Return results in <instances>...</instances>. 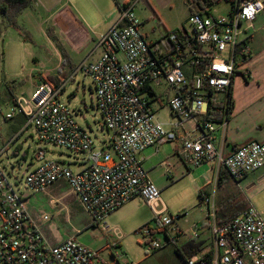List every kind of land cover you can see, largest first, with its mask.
<instances>
[{
  "label": "built area",
  "instance_id": "2783aa9c",
  "mask_svg": "<svg viewBox=\"0 0 264 264\" xmlns=\"http://www.w3.org/2000/svg\"><path fill=\"white\" fill-rule=\"evenodd\" d=\"M119 8L115 23L101 35L95 48L68 79L42 81L30 98H19L7 120L17 115L33 126L38 140L85 156L83 169L73 172L63 161L35 152L37 164L25 178L26 191L43 192L65 181L83 210L105 232L104 222L126 203L140 198L155 215V226L144 229V244L157 251L166 245L196 242L204 229L211 233L210 255L201 252L185 257V264H264V215L252 206L224 225H217L211 198L205 222L183 229L181 216L166 215L160 191L144 168L143 153L151 147L179 141L177 130L191 124L201 133L182 139L184 158L195 166L215 162L229 177L239 182L264 168V143H250L225 156L217 145V133L229 117V91L236 74L251 55L249 37L253 23L264 12V0H228L231 12L215 17L191 13L188 24L167 32L164 39L148 42L133 12L137 2ZM98 54L96 60L92 57ZM81 71L91 79L96 107L109 132L108 140L97 147L94 137L76 120V112L59 100L74 76ZM227 96L223 119L215 121L220 104L217 94ZM165 106L176 122L166 129L159 118ZM14 138L0 150L7 154ZM77 164V163H74ZM13 172L0 165V264H107L97 251L75 236L52 245L28 209L29 195L10 184ZM16 186L21 181L16 178ZM53 203V201H52ZM44 223L50 218L42 217ZM162 234L164 239H157ZM118 237V236H117ZM121 255L116 253L119 264Z\"/></svg>",
  "mask_w": 264,
  "mask_h": 264
},
{
  "label": "rangeland",
  "instance_id": "374dc122",
  "mask_svg": "<svg viewBox=\"0 0 264 264\" xmlns=\"http://www.w3.org/2000/svg\"><path fill=\"white\" fill-rule=\"evenodd\" d=\"M148 2L154 14L141 1L137 2L133 12L140 23V31L148 42H158L165 38L167 32H174L182 27L191 31L188 24L190 17L188 0H148ZM86 3L87 0H71V4L65 0H51L47 4L49 5L47 9L43 8V10L34 8L32 3L31 7L26 8L19 16L16 27L2 24L0 17V150L11 141L12 136L16 135L14 142L9 145L8 153L2 156L0 165L7 172H13L9 181L15 190L29 195L28 209L49 241L51 238L61 241L75 236L80 243L92 250L101 249L99 256L107 264H118L115 259L116 253L124 255L129 264H166L167 260L153 256L164 249L151 251L144 244V228L147 225L155 226V215L143 201L128 203L106 217L104 222L107 223L109 231L105 232L83 210L65 181H59L43 192L26 191L25 178L29 170L37 165L32 163L35 152L39 149H43L48 158L63 161L75 173L83 169L80 163L84 162V155L41 142L37 139L33 126H28L22 134H15L16 123L7 120L6 115L11 111V93L24 95L29 99L33 92L32 76L52 69L57 61H60L55 48H60L59 45H63V42L60 36L53 33L54 24L51 15L58 9L62 10L66 7L73 9L75 4L82 6ZM231 9L228 0H221L211 8V14L215 17L227 16ZM113 13L115 18L119 17L117 9ZM251 33L253 57L257 62L263 63L264 12L253 23ZM257 64H255L256 70ZM244 66L245 63L241 69L244 70ZM77 67L78 65L74 70ZM74 80V83L70 82L65 86L64 92L59 95V100L75 110L78 123L90 132L95 144L100 147L101 142L108 140L110 134L96 107L93 83L81 71L74 76ZM241 80L237 77L235 84ZM235 88L237 92L245 90L240 85H236ZM219 98H222L226 105L227 96L220 95ZM159 118L164 122H176V118L171 116L165 106L160 109ZM187 127L188 125H185V129ZM179 133L183 134V130H179ZM181 150L183 151L181 142L176 141L151 148L144 155L147 156L150 151L154 152L153 158L145 163V168L150 172V180L160 191L162 201L160 209L165 208L168 216H181L178 224L187 230L196 223L202 226L205 221L202 223L201 221L206 213L205 207L200 205L198 190L193 181L197 173L188 175V168L183 164L178 153ZM181 164L182 168L179 167ZM205 166H208L206 167L209 169L208 175L212 177L216 164L209 163ZM16 178L21 181L18 186L15 185ZM248 184L250 183L243 180L238 188L247 191L251 203L262 200L264 194H261L264 190L256 186L247 190ZM235 185L232 183V186L236 187ZM253 192L256 194L252 197ZM45 215L50 218L48 223L42 221ZM157 239L163 240L164 237L158 234ZM120 261L122 263L123 260H119V263Z\"/></svg>",
  "mask_w": 264,
  "mask_h": 264
},
{
  "label": "crops",
  "instance_id": "0c3cea01",
  "mask_svg": "<svg viewBox=\"0 0 264 264\" xmlns=\"http://www.w3.org/2000/svg\"><path fill=\"white\" fill-rule=\"evenodd\" d=\"M65 1L70 2L71 4V0ZM132 1L133 0H87V3L83 4L82 6H76L75 4V7L73 9L71 7H66L62 10H56L53 15H51V18L54 24L53 33L57 36H60L61 42H63V45H59L60 48H55V51L60 58V61L58 60L55 67L53 66L52 69L41 71L37 74V76H32L33 91L46 78L59 76V69L64 64H67L68 66L66 67V72L72 73L74 71V67L79 65L87 57V55L93 51L97 39L105 32H107L108 29L115 23L118 17L115 18V14L113 12L116 11V9L119 11V8L121 6H125L131 3ZM50 2L51 0H31V4H34V8L36 7L42 10L43 8L47 9V6H49L47 4H49ZM252 41L253 34L250 32L249 46L251 49V55L248 57L245 63L244 72H241L234 76L232 87L229 91L233 102V107L231 109V112L229 113L228 122L224 130L219 131L217 133V145L222 148V152L225 156L231 155L238 148L247 144L264 143V62H257V59H254L253 49L251 47ZM97 58L98 54H95V56L92 57V60H96ZM75 62L77 63V65H75ZM255 64L258 65L257 70L255 69ZM237 77H240L242 80L238 82V84H235ZM71 82H75L74 78ZM236 85L242 86L245 90L237 92L235 88ZM220 95L225 94L221 93L216 95V98L221 101L220 104L225 105V102L222 101V98H219ZM19 98L26 99L24 95H15L14 93H11V108L16 104ZM10 121L16 123L15 134L24 133L22 132V129L26 125V118L23 115H17ZM162 122L166 129L171 128L170 125L172 124V122ZM179 130H183V134H180ZM179 130H177V135L179 136L181 147L182 139L187 134H191L192 136L197 137L201 133V130L199 128H195L191 124H188V127L186 129L183 128ZM195 132H197L198 134L196 135ZM15 136H12V139ZM151 148H148L146 151ZM144 153L143 158L145 168V163H147L148 160H151L153 158L154 152L150 151L147 156H145ZM178 153H180L181 155V160L183 164L188 168V175L197 173V176L193 177V181L195 182L198 194L202 193L200 198V205L201 207H205L206 213L205 216H203L201 223L206 220V215L208 211V206L201 202L202 197L205 196L207 198H211L215 206L216 214V209L219 208L221 202H224L227 198H234L230 196L234 193V191L230 189L232 183L236 184L235 188L238 189V191L248 201L249 206H252L264 215V196L262 197V200L258 202L256 201V203L253 204L249 201V194L247 193V191L239 189L240 182L246 180L248 183H250L247 186V190H249L250 188L252 189L255 186L264 190V168L253 174L248 175L239 182H235L229 177L230 179H228L225 183H222V185L220 184L219 179L220 172L223 170L220 169L215 162H204L195 166L185 160L182 150ZM209 163L216 164V170H214L212 177L208 175L209 169L206 168L208 166H205ZM164 164L165 163H162V165ZM32 165H34V163H32ZM179 167L182 168V164ZM148 174L150 177V172H148ZM222 178H224V176H222ZM255 194L253 192L252 197ZM263 194L264 192L261 195ZM136 200L141 199L136 198L128 203H131ZM128 203H126L125 205H127ZM112 214H110L109 216H111ZM204 232L202 233L201 238L196 242L201 243L200 252L203 255H210L213 249V245L211 243V233L207 228ZM65 240L66 239L61 241H55L51 238V241H48L52 245H59ZM184 244L185 241L182 240L180 246H174L172 244L166 245L164 248H162L164 250L161 249L162 251H158L153 256L167 260L166 264H185V259L183 258L182 253L179 249ZM95 251H97V253L99 254L102 250L97 249ZM121 256V259L123 261L122 263L120 261L119 264H129L125 256ZM246 264H249V262L247 261Z\"/></svg>",
  "mask_w": 264,
  "mask_h": 264
},
{
  "label": "trees",
  "instance_id": "16d2710c",
  "mask_svg": "<svg viewBox=\"0 0 264 264\" xmlns=\"http://www.w3.org/2000/svg\"><path fill=\"white\" fill-rule=\"evenodd\" d=\"M220 1L221 0H188L190 14L195 13L196 11H203L207 13V9H211ZM28 7H31V0H0V17L2 24L6 23L8 26L16 27L19 16ZM66 67H68L67 64L62 65V67L59 69V76L48 77L45 80L53 82L56 86H59L61 84V79H68L73 73H67ZM227 105V110L230 113L233 107V102L230 94ZM212 106L217 110V113L214 114L215 121L220 122L223 119L224 113L222 110L225 109V107L221 104H215ZM222 176H224V178H222ZM228 179L230 178L226 171H221L219 179L220 184L225 183ZM230 189L234 191V193L230 195L232 198H234H227L224 202H221L219 208L216 209L217 225H224L228 223L233 218L246 211L249 207L248 201L243 197L238 189H236L234 186H231ZM201 195L202 193L199 194V198H201ZM200 247V242H188L181 246L179 249L182 253L183 258L185 259V257L191 256L195 253H199L201 251Z\"/></svg>",
  "mask_w": 264,
  "mask_h": 264
},
{
  "label": "water",
  "instance_id": "95a60500",
  "mask_svg": "<svg viewBox=\"0 0 264 264\" xmlns=\"http://www.w3.org/2000/svg\"><path fill=\"white\" fill-rule=\"evenodd\" d=\"M143 4H144V6L152 13V14H154V10H153V8H152V6L150 5V3L148 2V0H142L141 1Z\"/></svg>",
  "mask_w": 264,
  "mask_h": 264
}]
</instances>
